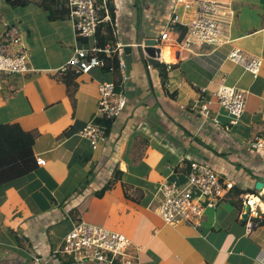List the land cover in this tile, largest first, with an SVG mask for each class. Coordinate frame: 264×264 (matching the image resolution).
Returning a JSON list of instances; mask_svg holds the SVG:
<instances>
[{
  "label": "crops",
  "instance_id": "1",
  "mask_svg": "<svg viewBox=\"0 0 264 264\" xmlns=\"http://www.w3.org/2000/svg\"><path fill=\"white\" fill-rule=\"evenodd\" d=\"M216 1L234 11L228 27L232 44L264 58V0ZM115 3L128 104L95 148L82 131L97 112L100 83L118 82L123 72L103 66L89 73L63 69L74 52L67 48L75 39L73 21H50L44 10L20 13L30 70L2 74L0 125L34 131L35 156L46 164L0 186V264H96L54 246L79 221L129 236L141 264H259L264 191L256 183L264 182V148H251V142L256 136L264 140V62L254 75L228 57L231 45L160 43L173 0ZM1 21L0 29L15 22ZM54 38L62 47L50 50ZM152 39L161 49L165 76L159 66L147 68L138 45ZM222 84L246 92L236 125L215 96ZM206 103L208 119L200 115ZM194 161L213 165L233 187L215 205L205 202L202 226L167 224L158 209L163 183L185 185ZM117 171L121 179L97 196ZM248 194L257 197L247 220L254 222L251 233L241 222Z\"/></svg>",
  "mask_w": 264,
  "mask_h": 264
},
{
  "label": "built area",
  "instance_id": "2",
  "mask_svg": "<svg viewBox=\"0 0 264 264\" xmlns=\"http://www.w3.org/2000/svg\"><path fill=\"white\" fill-rule=\"evenodd\" d=\"M66 3L70 10L69 17L74 24L76 42L89 45L76 46L63 69L73 68L78 73H89L104 65L105 60L99 58V53L111 57L118 51L117 45L102 48L96 43L98 27L101 23L112 21L111 12L107 0H66ZM233 16L234 11L228 5L216 0H173L168 18L169 26L161 34L160 43L173 41L183 48H189L193 43L212 44L217 47L231 45L233 48L228 57L256 75L264 58L232 44L228 27ZM179 27L186 30L181 39H178L182 32ZM173 32L175 35L172 37ZM138 45L143 47V44ZM142 55L145 61L146 53L143 52ZM30 57L27 37L19 23H10L0 29V85L3 73L23 74L29 71ZM145 63L147 68L152 67L146 61ZM126 66L125 63L121 64L120 70L123 74L120 81H106L99 85L97 112L82 131V135L93 148L106 139L105 126L96 122L98 117L116 119L128 104L125 84L128 76L124 74ZM215 96L220 107L232 116L231 124H238L245 110L246 92L235 86L222 84ZM208 103L200 109V115L205 119L210 117ZM251 148H264L261 136L252 140ZM37 163L45 165L46 160L37 158ZM186 176L187 182L182 186L174 181L163 183V199L158 209L167 224L187 222L198 228L202 226L205 202L210 206L215 205L225 198L233 184L223 180L221 173L207 162H192ZM256 198L251 194L245 197L250 213L256 210ZM246 227L248 233H251L254 222L247 221ZM59 251L66 254L76 252V259L96 264H141L139 250L134 247L129 236L86 221L74 224L64 236ZM255 261L264 264V247L255 256Z\"/></svg>",
  "mask_w": 264,
  "mask_h": 264
},
{
  "label": "trees",
  "instance_id": "3",
  "mask_svg": "<svg viewBox=\"0 0 264 264\" xmlns=\"http://www.w3.org/2000/svg\"><path fill=\"white\" fill-rule=\"evenodd\" d=\"M13 6L27 5L31 0H6ZM37 4L48 13L50 21H58L70 19V10L66 0H38ZM107 6L111 12V22L101 23L96 34L97 46L105 48L110 45L116 46L115 21H116V3L115 0H107ZM181 32V38L184 37L185 29L178 28ZM99 58L105 60L103 65L106 71H120L121 57L118 52L106 57L105 53H99ZM159 68L163 76L164 64L160 63ZM122 79V75L119 81ZM115 119H106L105 116H99L97 123L104 125L106 135L110 133ZM36 141V133L34 131H25L19 124L0 125V186L12 179L28 174L34 170L38 163L35 156L34 144ZM191 164V163H190ZM121 172L117 171L115 176L107 182L100 191L96 193L101 196L112 183L121 179ZM87 208V204L84 205ZM77 209V208H75ZM74 211V209L72 210ZM82 212V211H80Z\"/></svg>",
  "mask_w": 264,
  "mask_h": 264
},
{
  "label": "rangeland",
  "instance_id": "4",
  "mask_svg": "<svg viewBox=\"0 0 264 264\" xmlns=\"http://www.w3.org/2000/svg\"><path fill=\"white\" fill-rule=\"evenodd\" d=\"M30 10H34L35 12H38V13L40 12L42 14H45L43 9L37 4L36 0H31L27 5H19V6H13L12 4L8 3L6 0H0V18L2 20L1 22L15 21L12 23H22V21L25 18L23 16H21L20 13L23 15V13L29 12ZM31 17H32V19L35 18V16H31ZM64 21H70V19H65ZM60 22H63V21H60ZM51 34H52V39H53V36H54L53 30H52ZM60 41L61 40L59 38L58 39L54 38V40H52L51 43L48 44V46L50 47V50L61 48L62 44ZM86 45H89V43H87ZM78 46L82 47L83 46L82 42H79ZM74 47H75V39L73 40V43L69 44V46L67 48H71L72 50H74ZM67 222L68 221H63L62 224L67 223ZM60 225H61V223H60ZM62 242H63V239H57V244L55 243L54 246L58 247L60 244L62 245ZM61 245H60V248H61ZM62 254L65 256H68L72 259H75L76 255H77L76 252L69 253V254H66V253H62Z\"/></svg>",
  "mask_w": 264,
  "mask_h": 264
},
{
  "label": "water",
  "instance_id": "5",
  "mask_svg": "<svg viewBox=\"0 0 264 264\" xmlns=\"http://www.w3.org/2000/svg\"><path fill=\"white\" fill-rule=\"evenodd\" d=\"M140 50H141V53L143 54V52L146 53L145 55V61L151 65L152 67L153 66H158L160 64V61H159V56H160V52H161V49L156 46V39H152L150 40V42L148 44H145L143 47L140 46ZM130 50V48H128ZM127 50V48H126ZM256 188L258 190H262L264 191V182L262 181H258L256 183ZM250 216V206L248 204H245L244 207H243V212L241 214V222L242 223H246L248 218Z\"/></svg>",
  "mask_w": 264,
  "mask_h": 264
}]
</instances>
